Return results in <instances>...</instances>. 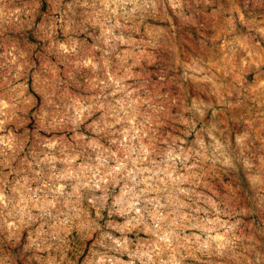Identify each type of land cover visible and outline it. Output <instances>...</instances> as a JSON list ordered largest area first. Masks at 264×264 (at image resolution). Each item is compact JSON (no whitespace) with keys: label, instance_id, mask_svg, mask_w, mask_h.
<instances>
[{"label":"clouds","instance_id":"clouds-1","mask_svg":"<svg viewBox=\"0 0 264 264\" xmlns=\"http://www.w3.org/2000/svg\"><path fill=\"white\" fill-rule=\"evenodd\" d=\"M262 54L264 0H0V264H264Z\"/></svg>","mask_w":264,"mask_h":264},{"label":"rangeland","instance_id":"rangeland-1","mask_svg":"<svg viewBox=\"0 0 264 264\" xmlns=\"http://www.w3.org/2000/svg\"><path fill=\"white\" fill-rule=\"evenodd\" d=\"M262 58H264V54H262ZM217 64V71H222V69L219 68V61H215Z\"/></svg>","mask_w":264,"mask_h":264}]
</instances>
